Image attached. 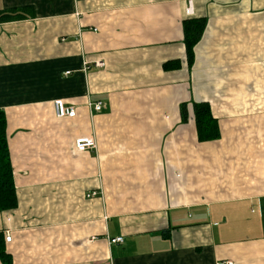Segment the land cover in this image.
I'll return each mask as SVG.
<instances>
[{"label":"crops","instance_id":"1","mask_svg":"<svg viewBox=\"0 0 264 264\" xmlns=\"http://www.w3.org/2000/svg\"><path fill=\"white\" fill-rule=\"evenodd\" d=\"M189 1L0 0L33 9L0 23L11 264H264V0ZM186 19L206 21L192 67Z\"/></svg>","mask_w":264,"mask_h":264},{"label":"trees","instance_id":"2","mask_svg":"<svg viewBox=\"0 0 264 264\" xmlns=\"http://www.w3.org/2000/svg\"><path fill=\"white\" fill-rule=\"evenodd\" d=\"M32 8H23L12 11H0V23L30 19L33 16ZM206 27L204 19H186L183 21L185 34L187 62L190 67L194 63V48L200 42ZM195 119L200 140H212L219 137L217 124L214 121L210 107L195 105ZM18 206L17 190L10 157L7 137V119L4 111L0 110V212L16 209ZM0 259L4 264H11L12 259L0 249Z\"/></svg>","mask_w":264,"mask_h":264},{"label":"built area","instance_id":"3","mask_svg":"<svg viewBox=\"0 0 264 264\" xmlns=\"http://www.w3.org/2000/svg\"><path fill=\"white\" fill-rule=\"evenodd\" d=\"M192 12V0L189 1V8L187 10V13L190 15ZM263 28V34H264V23L262 25ZM97 66L103 67L104 64L102 62H97ZM89 108L96 111L100 112L103 109V104L102 103H89ZM54 109H55V115L58 119L60 120H66V119H74L78 115V110L77 108L72 105L66 103L64 100H56L54 102ZM75 150L79 153H84L88 152L91 150L96 149L97 147V142L93 137H80L75 140ZM7 242H11L12 237L8 236L6 238ZM110 243L113 245L116 244H123L124 243V238L123 237H116L110 239ZM220 264H234L232 261H226L222 262Z\"/></svg>","mask_w":264,"mask_h":264}]
</instances>
